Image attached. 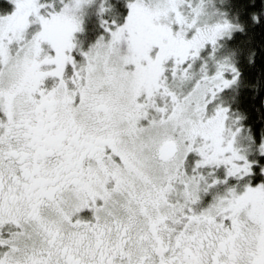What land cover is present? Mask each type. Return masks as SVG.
<instances>
[{
  "label": "snow or ice",
  "instance_id": "snow-or-ice-1",
  "mask_svg": "<svg viewBox=\"0 0 264 264\" xmlns=\"http://www.w3.org/2000/svg\"><path fill=\"white\" fill-rule=\"evenodd\" d=\"M0 264H264V0H0Z\"/></svg>",
  "mask_w": 264,
  "mask_h": 264
},
{
  "label": "trees",
  "instance_id": "trees-1",
  "mask_svg": "<svg viewBox=\"0 0 264 264\" xmlns=\"http://www.w3.org/2000/svg\"><path fill=\"white\" fill-rule=\"evenodd\" d=\"M254 103H257L258 104L259 103V100L257 99Z\"/></svg>",
  "mask_w": 264,
  "mask_h": 264
}]
</instances>
